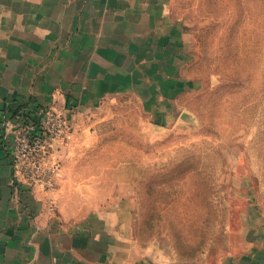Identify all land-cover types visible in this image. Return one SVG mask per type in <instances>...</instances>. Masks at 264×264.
I'll list each match as a JSON object with an SVG mask.
<instances>
[{
  "label": "rangeland",
  "instance_id": "rangeland-1",
  "mask_svg": "<svg viewBox=\"0 0 264 264\" xmlns=\"http://www.w3.org/2000/svg\"><path fill=\"white\" fill-rule=\"evenodd\" d=\"M173 9L175 87L80 111L50 158L52 188L67 220L118 207L124 251L140 264H234L264 204V0Z\"/></svg>",
  "mask_w": 264,
  "mask_h": 264
},
{
  "label": "crops",
  "instance_id": "crops-1",
  "mask_svg": "<svg viewBox=\"0 0 264 264\" xmlns=\"http://www.w3.org/2000/svg\"><path fill=\"white\" fill-rule=\"evenodd\" d=\"M182 31L173 0H0V120L50 106L72 125L111 95L157 101L160 87L177 83ZM52 187L17 180L0 140V264H140L124 251L118 207L67 220ZM247 219L234 264H264V204Z\"/></svg>",
  "mask_w": 264,
  "mask_h": 264
},
{
  "label": "built area",
  "instance_id": "built-area-1",
  "mask_svg": "<svg viewBox=\"0 0 264 264\" xmlns=\"http://www.w3.org/2000/svg\"><path fill=\"white\" fill-rule=\"evenodd\" d=\"M71 127L70 118L50 106L4 112L0 120V140L9 148L15 178L31 185L52 187L58 173L50 158L56 143L69 135Z\"/></svg>",
  "mask_w": 264,
  "mask_h": 264
}]
</instances>
